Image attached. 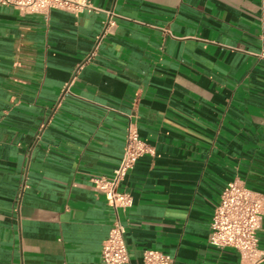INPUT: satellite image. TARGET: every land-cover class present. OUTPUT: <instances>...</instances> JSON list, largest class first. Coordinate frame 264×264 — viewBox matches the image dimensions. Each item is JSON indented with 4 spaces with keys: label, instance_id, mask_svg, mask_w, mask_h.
Masks as SVG:
<instances>
[{
    "label": "crops",
    "instance_id": "0c3cea01",
    "mask_svg": "<svg viewBox=\"0 0 264 264\" xmlns=\"http://www.w3.org/2000/svg\"><path fill=\"white\" fill-rule=\"evenodd\" d=\"M107 16L0 7V264H101L93 188L134 124L128 262L246 264L208 243L224 189L264 193V0H91ZM264 264V227L258 233Z\"/></svg>",
    "mask_w": 264,
    "mask_h": 264
},
{
    "label": "built area",
    "instance_id": "2783aa9c",
    "mask_svg": "<svg viewBox=\"0 0 264 264\" xmlns=\"http://www.w3.org/2000/svg\"><path fill=\"white\" fill-rule=\"evenodd\" d=\"M0 7L13 9L25 15L48 16L61 11L76 17L88 14H105L107 21L102 38L117 27L116 15L92 6L91 0H0ZM264 58V47L262 51ZM150 152L147 144L139 138L134 124L128 128L123 157L111 176H95L94 190L106 199L113 209L115 220L110 234L102 243L101 264H126L128 245L126 228L120 221L119 211L133 205V198L121 190L127 174L134 169L140 158ZM264 227V193L249 189L243 182L230 183L221 195L210 226L208 243L211 247L237 251L246 264H261L258 249V233ZM143 264H175V260L163 253L147 250Z\"/></svg>",
    "mask_w": 264,
    "mask_h": 264
}]
</instances>
